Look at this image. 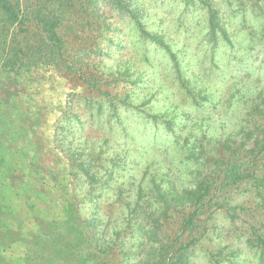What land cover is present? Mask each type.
I'll return each mask as SVG.
<instances>
[{
    "label": "rangeland",
    "instance_id": "rangeland-1",
    "mask_svg": "<svg viewBox=\"0 0 264 264\" xmlns=\"http://www.w3.org/2000/svg\"><path fill=\"white\" fill-rule=\"evenodd\" d=\"M208 2L227 22L233 48L222 45L214 50L208 42L204 0H137L146 27L165 36L182 60L186 79L202 91L197 94L198 104L181 87L168 56L154 45L141 44L128 23L120 21L115 34L126 47H110L100 56L105 90H119L120 96L130 91L134 111L160 114L159 124L136 126L140 118L121 106L120 116L110 114L105 95L90 92L51 65L20 76L0 75V157L5 161L0 163V209L8 212L6 223L19 230L24 240L29 236L36 240L37 217H63L67 198L75 196L82 216L97 214L104 223L110 217L112 229L104 224L98 229L106 230L114 246L110 260L136 264L140 235L130 230L137 225L133 223L120 239L112 230L125 229L124 219L131 218L129 207L140 193L148 192L154 178L167 174L178 188L185 187L196 165L187 157L192 161L198 156L192 151L197 138L205 132L222 136L236 128L248 109V87L264 88V37L256 41L252 37L261 33L264 0ZM123 72L139 78L131 83ZM64 112L68 117L62 119ZM170 119L180 123L175 128L182 134L180 144H173L168 135ZM195 125L200 128H192ZM76 159L87 163L99 182L75 177ZM241 218L252 221L253 213ZM221 241L229 242L228 238ZM49 243L45 239L46 247L35 264L41 259L45 264H61L49 259ZM27 244L18 240L4 250V264H27ZM197 261L208 264L202 257Z\"/></svg>",
    "mask_w": 264,
    "mask_h": 264
},
{
    "label": "trees",
    "instance_id": "trees-1",
    "mask_svg": "<svg viewBox=\"0 0 264 264\" xmlns=\"http://www.w3.org/2000/svg\"><path fill=\"white\" fill-rule=\"evenodd\" d=\"M208 1L204 0L209 13L208 42L214 50H220L222 45L233 48L227 22ZM144 16L137 0H0V75L20 76L39 66L51 65L76 83L80 81L90 92L105 95L110 114L120 116L121 106L140 118L136 126L146 128L151 121L159 124L160 114L138 115L134 111L129 105L130 91L120 96L119 90L115 93L104 88L107 78L100 56L110 47L117 45L119 50L126 47L124 40L116 41L115 37L119 22L123 21L132 25L141 44L154 45L168 56L181 87L198 104L197 94L202 91L186 79L178 53L165 36L146 27ZM261 36L264 37V23L261 33L252 37L256 41ZM123 74L131 83L139 78ZM248 88H251L245 100L248 109L235 124L236 128L222 136H217L218 132L208 136L205 132L201 138L205 143L197 138L198 145L192 151H197L198 156L192 161L187 157V161L196 163L190 172L192 180L178 188L167 174L154 178L147 186L148 192L140 193L129 207L131 218L124 219L125 229L112 230L120 239L133 223L137 225L130 230L132 235H140V244L134 252L136 264H203L197 261L200 257L208 264H264V88L257 84ZM67 117L64 112L62 119ZM173 124L175 119L167 122L168 135L173 144H180L182 134L175 130L180 123ZM3 158L0 157V163L5 162ZM72 171L80 179L86 176L90 184L99 182L83 160L73 164ZM63 209V217L48 220L37 217L36 240L31 236L24 240L19 230L6 223L8 212L0 209V264L5 262L3 251L18 240L29 244L26 263L35 264L37 255L46 247L45 239L50 241L47 249L53 262L123 263H116L114 257L110 260L114 246L106 230H98L100 224L111 227L110 217L104 223L97 214L82 216L75 196L67 198ZM249 213H253L252 221L241 218ZM225 238L229 242L221 241ZM37 264L45 263L41 259Z\"/></svg>",
    "mask_w": 264,
    "mask_h": 264
}]
</instances>
